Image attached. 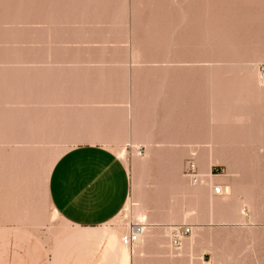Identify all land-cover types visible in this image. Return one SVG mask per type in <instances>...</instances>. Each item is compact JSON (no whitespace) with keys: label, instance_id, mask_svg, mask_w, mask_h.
Returning a JSON list of instances; mask_svg holds the SVG:
<instances>
[{"label":"rangeland","instance_id":"1","mask_svg":"<svg viewBox=\"0 0 264 264\" xmlns=\"http://www.w3.org/2000/svg\"><path fill=\"white\" fill-rule=\"evenodd\" d=\"M84 144L127 169L129 264H264V0H0V264H112L48 199Z\"/></svg>","mask_w":264,"mask_h":264},{"label":"crops","instance_id":"2","mask_svg":"<svg viewBox=\"0 0 264 264\" xmlns=\"http://www.w3.org/2000/svg\"><path fill=\"white\" fill-rule=\"evenodd\" d=\"M130 191L127 169L110 147L84 144L71 148L55 162L47 185L56 216L77 228V240L104 244L103 258L112 264H129L130 247L120 233L107 230L127 203Z\"/></svg>","mask_w":264,"mask_h":264},{"label":"built area","instance_id":"3","mask_svg":"<svg viewBox=\"0 0 264 264\" xmlns=\"http://www.w3.org/2000/svg\"><path fill=\"white\" fill-rule=\"evenodd\" d=\"M187 177L191 180V182L196 185L200 179V176L196 173V166L191 159L188 162L186 168ZM212 193L215 196H220L223 194L222 188L219 186L212 187ZM139 233V228L137 225H132L130 228L129 234L126 236L124 240L125 244L132 245L136 241V235ZM191 233V229L188 226H182L179 228H175L170 234L171 246L173 249L179 250L181 247V240L184 237L189 236Z\"/></svg>","mask_w":264,"mask_h":264},{"label":"bare ground","instance_id":"4","mask_svg":"<svg viewBox=\"0 0 264 264\" xmlns=\"http://www.w3.org/2000/svg\"><path fill=\"white\" fill-rule=\"evenodd\" d=\"M120 156H123V151H121L120 152V154H119ZM206 176V175H205ZM207 177H211L210 176V174L208 173L207 174ZM201 178V177H200ZM209 179V178H208ZM191 181V180H190ZM201 180L199 179V181H198V183H201V182H203V180L200 182ZM210 181V180H209ZM197 183V184H198ZM204 183V182H203ZM225 189V188H224ZM222 191H223V189H222ZM225 191H227L226 189H225ZM210 199V198H209ZM211 201V200H210ZM129 203V202H128ZM210 203V202H209ZM209 206H210V204H209ZM55 214V213H54ZM137 226H138V228H139V233L136 235V241L132 244V245H128V244H125L124 243V240L126 239V236L129 234V232H130V229H129V231H128V233H127V235H125V236H122L121 237V244L123 245V246H125V247H132L133 245H135V244H137L138 242L140 243V242H142V233H143V226L142 225H140V224H136ZM180 227H182V226H180ZM131 228V227H130ZM170 228V227H169ZM176 228H179V227H176ZM190 229H191V227H189ZM175 229V228H174ZM173 229V230H174ZM173 230H171V232H170V234L172 233V231ZM191 231H192V229H191ZM191 234V233H190ZM185 238V237H184ZM184 238H182V240H181V243H182V241H183V239ZM193 238V237H192ZM191 240V239H190ZM193 241V240H192ZM191 243V241L189 242V244ZM191 245V244H190Z\"/></svg>","mask_w":264,"mask_h":264}]
</instances>
